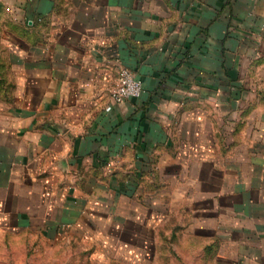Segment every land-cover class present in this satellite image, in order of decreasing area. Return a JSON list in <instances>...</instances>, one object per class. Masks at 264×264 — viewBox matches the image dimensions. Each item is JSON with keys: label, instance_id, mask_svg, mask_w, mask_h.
I'll return each mask as SVG.
<instances>
[{"label": "crops", "instance_id": "obj_1", "mask_svg": "<svg viewBox=\"0 0 264 264\" xmlns=\"http://www.w3.org/2000/svg\"><path fill=\"white\" fill-rule=\"evenodd\" d=\"M0 230L264 264V0H0Z\"/></svg>", "mask_w": 264, "mask_h": 264}, {"label": "rangeland", "instance_id": "obj_2", "mask_svg": "<svg viewBox=\"0 0 264 264\" xmlns=\"http://www.w3.org/2000/svg\"><path fill=\"white\" fill-rule=\"evenodd\" d=\"M81 239H48L34 231L0 230V264H117Z\"/></svg>", "mask_w": 264, "mask_h": 264}, {"label": "built area", "instance_id": "obj_3", "mask_svg": "<svg viewBox=\"0 0 264 264\" xmlns=\"http://www.w3.org/2000/svg\"><path fill=\"white\" fill-rule=\"evenodd\" d=\"M144 91V85L135 73L128 67L121 69L120 82L112 91L115 103H122L125 100L140 96ZM111 109V106L108 107Z\"/></svg>", "mask_w": 264, "mask_h": 264}]
</instances>
